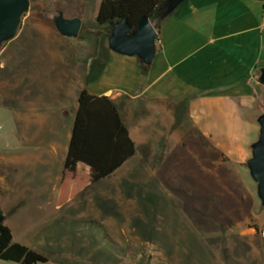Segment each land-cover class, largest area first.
Segmentation results:
<instances>
[{
    "label": "crops",
    "instance_id": "obj_1",
    "mask_svg": "<svg viewBox=\"0 0 264 264\" xmlns=\"http://www.w3.org/2000/svg\"><path fill=\"white\" fill-rule=\"evenodd\" d=\"M235 1L239 8L225 6L216 12L214 4L192 10L190 18L200 22L192 33L200 43L190 53L197 56L190 68L194 72L191 85L186 80L191 71L173 72L189 57L181 59L175 52L178 40H159L165 25L169 31L167 25L176 10L156 29L154 58L161 53L162 71L152 68L153 61L145 67L137 58L110 52L104 35L75 39L86 44L84 57L77 56L79 52L63 45L46 20L22 27L3 46L7 131L0 149V210L14 243L43 255L48 234L77 224L97 223L106 234L134 232L133 220L140 213L137 204L147 195V190L139 188L152 183L151 164L164 150L184 147L175 136L184 120H190L197 137L208 139L227 162L247 161L248 152L240 144L242 132L245 126L253 138L258 135L254 111L264 102V86L258 84L264 67V6H255L257 0ZM186 19L170 26L182 25ZM110 65L120 68L115 74L117 83H110L113 74L105 70ZM125 66L134 73L130 89L124 85ZM168 73L172 77L158 84ZM216 78L222 82L216 84ZM82 90L106 97L116 106L135 154L110 176L57 207ZM254 232L251 229L244 235L255 236Z\"/></svg>",
    "mask_w": 264,
    "mask_h": 264
},
{
    "label": "rangeland",
    "instance_id": "obj_2",
    "mask_svg": "<svg viewBox=\"0 0 264 264\" xmlns=\"http://www.w3.org/2000/svg\"><path fill=\"white\" fill-rule=\"evenodd\" d=\"M28 1L29 11L21 17L16 35L22 27L36 26L42 20L53 26L52 18L56 12H60L65 19L81 21L82 29L77 40L88 37L96 29L94 19L100 0ZM257 1L255 6H264V0ZM238 2L185 0L177 7L167 25L169 31L166 32L165 25L159 37L161 43L167 38H176L179 43L173 46L175 52L181 59L189 56L173 71L174 74L179 75L181 70L191 71L197 57L190 56L200 43V39L192 33L200 24L190 18L195 6L216 4L217 12L225 6L239 8L241 5ZM184 16L187 19L180 21L182 25L170 26ZM171 28L175 31H170ZM60 42L71 45L73 50L79 52L77 56L84 57V42L63 37ZM164 45L170 47V43ZM160 54L154 58L152 68L158 67L162 71L164 64H159ZM78 59L80 64L84 63V60ZM5 63L3 56L0 59V149L3 148L7 131ZM118 69L113 65L105 69L106 72L109 70L108 74H113L110 83H117L115 74ZM123 71L124 85L130 89L134 73L129 66H125ZM193 73L191 71L186 78L189 85L193 82ZM171 77L172 74L168 73L157 83L162 85ZM221 82V78H216V84ZM262 103L255 109V117L263 111ZM191 126L190 120H184L182 129L174 133L182 140L183 148L173 146L166 149L162 156L152 162V173L155 172L152 183L146 188H139L143 192L147 190V195L141 194L145 197L137 204L140 213L133 220L134 232L106 234L97 223L91 222L77 224L69 230L60 229L48 234L42 246L48 264H262L264 209L256 197L255 184L249 176L246 162H227L220 150L214 149L208 139H199ZM246 128L244 126L240 144L247 150L248 160L250 147L258 135L253 138ZM251 229H255V236L244 235Z\"/></svg>",
    "mask_w": 264,
    "mask_h": 264
},
{
    "label": "trees",
    "instance_id": "obj_3",
    "mask_svg": "<svg viewBox=\"0 0 264 264\" xmlns=\"http://www.w3.org/2000/svg\"><path fill=\"white\" fill-rule=\"evenodd\" d=\"M142 17L148 18L157 29L166 18L164 0H100L95 16L96 29L90 35L109 37V24L120 20H125L133 33ZM263 112L264 109L260 115ZM134 154V145L116 106L106 97H94L82 90L78 96L77 111L61 173L57 207L64 206L98 181L110 176ZM0 262L49 263L44 255L12 241L1 210Z\"/></svg>",
    "mask_w": 264,
    "mask_h": 264
},
{
    "label": "water",
    "instance_id": "obj_4",
    "mask_svg": "<svg viewBox=\"0 0 264 264\" xmlns=\"http://www.w3.org/2000/svg\"><path fill=\"white\" fill-rule=\"evenodd\" d=\"M185 0H164L165 17L171 15ZM28 0H0V47L11 41L17 32L21 17L28 13ZM55 31L63 38L77 39L82 29L79 19H65L60 12L52 18ZM108 50L114 54L137 58L149 67L155 56L158 32L146 17L132 28L125 20L109 24ZM258 84L264 86V67L260 69ZM258 136L250 147V158L245 166L256 188V197L264 209V112L256 119Z\"/></svg>",
    "mask_w": 264,
    "mask_h": 264
},
{
    "label": "built area",
    "instance_id": "obj_5",
    "mask_svg": "<svg viewBox=\"0 0 264 264\" xmlns=\"http://www.w3.org/2000/svg\"><path fill=\"white\" fill-rule=\"evenodd\" d=\"M263 236V235H262Z\"/></svg>",
    "mask_w": 264,
    "mask_h": 264
}]
</instances>
